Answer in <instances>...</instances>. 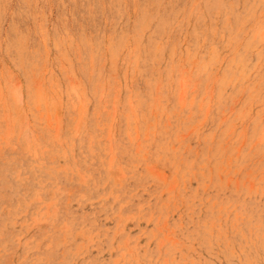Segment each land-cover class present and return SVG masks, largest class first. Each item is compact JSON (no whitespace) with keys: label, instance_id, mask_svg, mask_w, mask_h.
<instances>
[{"label":"rangeland","instance_id":"rangeland-1","mask_svg":"<svg viewBox=\"0 0 264 264\" xmlns=\"http://www.w3.org/2000/svg\"><path fill=\"white\" fill-rule=\"evenodd\" d=\"M0 264H264V0H0Z\"/></svg>","mask_w":264,"mask_h":264}]
</instances>
